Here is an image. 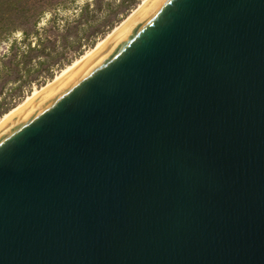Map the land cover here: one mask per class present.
Wrapping results in <instances>:
<instances>
[{
  "label": "water",
  "instance_id": "obj_1",
  "mask_svg": "<svg viewBox=\"0 0 264 264\" xmlns=\"http://www.w3.org/2000/svg\"><path fill=\"white\" fill-rule=\"evenodd\" d=\"M0 264H264V0H147L4 119Z\"/></svg>",
  "mask_w": 264,
  "mask_h": 264
},
{
  "label": "trees",
  "instance_id": "obj_2",
  "mask_svg": "<svg viewBox=\"0 0 264 264\" xmlns=\"http://www.w3.org/2000/svg\"><path fill=\"white\" fill-rule=\"evenodd\" d=\"M73 1L74 0H0V42L7 39L15 32H21V34L24 36V40H27L30 35L38 36L37 24L40 17L46 12L55 10L57 7H65ZM109 3L110 2H103V0H93V8H95L96 10H101L102 6L105 5L107 9H111ZM125 3L126 0H122L121 3L117 6V8L122 7L120 8V10L125 11L124 15L128 13V8H126ZM89 7L90 4L86 3L80 15L81 18H85L84 22L85 24H87V28L89 29L88 33L86 34V39H89V36L98 31L100 32L101 36H104L106 32H111L113 28H115V26H117L123 19H125L129 15L128 14L125 18H123L117 25H115V23L118 21V19L117 21L111 20V18L107 16L106 18H104L102 24L100 25L105 26L107 30H101L100 26H90L91 24H89L88 20L90 12ZM80 23L81 21H77L75 24L67 26L65 33L60 36L61 38H37L35 46H31V44L28 43L24 51L20 52L19 50L15 49L14 45L11 46V51L8 57L1 60L0 95L4 93V89L9 83H21L22 81L24 83L28 80L26 78H29L30 80L36 79L33 77V74L41 72L44 67L46 72L48 73L47 75L50 77L51 74L48 72L49 66L51 64H54L58 59V56H56V40L59 39L60 43L63 46L65 45V49L68 47L69 49L71 48L76 50V48H78L79 46L74 47L72 45L75 42L77 43V45H79V38L69 40L67 36L70 34L73 36H77ZM33 60H35L33 66L38 67L36 68V70L31 66ZM70 62L71 61H68V64ZM9 108L10 107L8 106L0 110V116L2 117L4 114L13 109L11 108L9 110Z\"/></svg>",
  "mask_w": 264,
  "mask_h": 264
},
{
  "label": "rangeland",
  "instance_id": "obj_3",
  "mask_svg": "<svg viewBox=\"0 0 264 264\" xmlns=\"http://www.w3.org/2000/svg\"><path fill=\"white\" fill-rule=\"evenodd\" d=\"M121 1L122 0H103V2H110L109 4L111 9H107L104 5L102 6L101 10H96L95 8H93V0H74L72 3L66 5L65 7H57L51 12L44 13L40 17L37 24L38 36L30 35L27 40H24V36L21 34V32H15L7 39L1 41L5 42L6 46H2L0 42V66L2 62L1 60L8 57V55L10 54L11 46L14 45L15 49L21 52L26 49L28 43L31 44V46H35L37 38H61L60 36L65 33L67 26L73 25L77 21H81V23L79 24L78 35L73 36L70 34L67 36L69 40L79 38V45H77L76 42L72 45L74 47H79L76 48V50L71 48L69 49L68 47L65 49V45L63 46L60 43L59 39H57L56 56H58V59L54 64H51L49 66L48 72L51 74V76L49 77L47 75L48 73L46 72L44 67L41 72L33 74V77L36 78L34 80L26 78L28 80L24 83L22 81L21 83L16 82L7 84L4 89V93L0 95V110L8 106L10 107V110L17 104L21 103L23 99L28 96L35 88H40L43 85L47 84L49 81H51L61 69L69 65L80 55H83L85 51L92 48L98 40L103 38L108 33L106 32L104 36H101L100 32L98 31L93 35L89 36V39H86V34L88 33L89 29L87 28V24H85L84 22L85 18H81L80 16L81 11L86 3L90 4V12L88 18L89 24H91L90 26L92 27H97L102 24L104 18H106L107 16H109L111 20L117 21L118 19V21L115 23V25H117L123 18L130 14L131 11L134 10V8L137 7L141 2V0H126L125 6L126 8H128V13L124 15L125 11L120 10V8L122 7L117 8ZM100 29L107 30L106 27L103 25L100 26ZM34 61L35 60L32 61L31 66L33 69L36 70V68L38 67L33 66ZM68 61L71 62L68 64Z\"/></svg>",
  "mask_w": 264,
  "mask_h": 264
},
{
  "label": "bare ground",
  "instance_id": "obj_4",
  "mask_svg": "<svg viewBox=\"0 0 264 264\" xmlns=\"http://www.w3.org/2000/svg\"><path fill=\"white\" fill-rule=\"evenodd\" d=\"M147 0H141V2L139 3V5L131 11V13L122 21L120 22L117 26H115V28H113V30L111 32H109L104 38H102L101 40H99L93 48L85 51L83 53V55H81L79 58H77L76 60H74L71 64H69L68 66H66L65 68H63L59 73H57L55 75V77L49 81L47 84H45L44 86H42L41 88H35L28 96H26L24 98V100L18 104L16 107H14L13 109H11L9 112H7L6 114H4L1 118H0V123L6 119L11 113H13L17 108H19L22 104H24L26 101H28L30 98H32L34 95H36L37 93H39L41 90H43L44 88H46L47 86H49L51 83H53L54 81H56L58 78H60L61 76H63L65 73H67L69 70H71L73 67H75L78 63H80L84 58H86L88 55H90L92 52H94L99 46H101L111 35H113Z\"/></svg>",
  "mask_w": 264,
  "mask_h": 264
},
{
  "label": "built area",
  "instance_id": "obj_5",
  "mask_svg": "<svg viewBox=\"0 0 264 264\" xmlns=\"http://www.w3.org/2000/svg\"><path fill=\"white\" fill-rule=\"evenodd\" d=\"M1 45L3 46V45H5L6 46V43L5 42H1ZM1 48V47H0Z\"/></svg>",
  "mask_w": 264,
  "mask_h": 264
},
{
  "label": "crops",
  "instance_id": "obj_6",
  "mask_svg": "<svg viewBox=\"0 0 264 264\" xmlns=\"http://www.w3.org/2000/svg\"><path fill=\"white\" fill-rule=\"evenodd\" d=\"M76 60V59H75Z\"/></svg>",
  "mask_w": 264,
  "mask_h": 264
}]
</instances>
